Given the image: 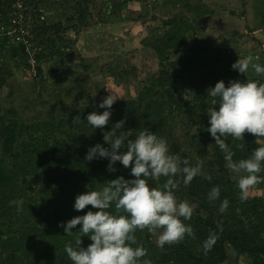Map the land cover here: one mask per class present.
Masks as SVG:
<instances>
[{
  "label": "trees",
  "instance_id": "obj_1",
  "mask_svg": "<svg viewBox=\"0 0 264 264\" xmlns=\"http://www.w3.org/2000/svg\"><path fill=\"white\" fill-rule=\"evenodd\" d=\"M91 1L94 0H78L75 3L76 14L67 20L68 26L78 33L87 24L86 12ZM30 2L36 5L37 10V0H26L27 6H30ZM15 4L16 0H0V34L3 36L2 27L8 26L12 16L17 12ZM82 4L86 7L85 10L81 9ZM26 15L28 17L30 15L33 21L34 14L30 9L26 11ZM35 18L38 22L35 21L33 26H29L33 35L32 42L39 47L35 56L37 60L35 75L31 73L29 54L24 49L21 54L28 64L30 76L38 81L42 78L40 63L49 57L47 51L61 55V51L56 48V42L54 40L46 42L43 37L49 38L51 32L58 34L62 25L42 22L41 13ZM179 21L182 19L175 17L165 22L164 26L170 30L157 39L155 47L162 58L161 70L143 83L136 99L114 103L110 110L112 115L109 124L104 128H92L88 124L86 117L90 113L95 111L102 114L106 109H98L95 103L97 96L95 97L93 93L90 95V91L86 93L83 91L84 87L89 88L90 80L81 79L80 72H76L79 77L75 78V82L79 84L77 86L80 94L87 97L85 105L82 106L83 112H73L69 118L63 117L55 121L41 118L24 121L16 111H9L8 114L11 115H2L0 112V218L12 222L9 225L12 227L19 223L26 226L27 229L22 231V235L31 238L30 245L22 249L20 255L0 261V264H41L40 260H45L50 254L62 257L59 264H73L65 252V245L71 242L75 246V239L81 235L78 232L81 226L78 225L72 230L75 233L73 236H67L64 228L59 225L66 224L76 216L85 215L87 211H97L88 206L85 210L77 212L74 209L75 198L88 190L102 188L107 181L124 177L127 169H131L125 168L118 161L113 165L116 171L109 172L108 159L97 158L91 162L85 160L88 146L105 143L104 135L112 131L113 126L121 120L125 123L121 129L116 130V134L120 135L123 132L125 144L127 139L135 140V136L142 129H148L169 140L176 133L175 128L180 125V128L185 130H194L192 138L198 140L196 141L198 148L202 147L204 150H207L206 147L211 148L210 167L218 176L212 180L195 177L188 185L189 196L198 204L199 214L189 223L197 240L194 242L186 236L182 242L174 244L172 250L176 247L177 256L171 258L179 264H240L228 263L229 251H234L238 257L251 260V264H264L262 237L264 220H260V223L252 222L250 225L243 220V216L249 218L245 206L251 207L249 212L261 218L260 209L264 210V199L256 197L240 201L234 193L229 194L228 191H233V182L227 177L225 154L215 145V140L208 132L210 128L208 109L211 107L208 89L214 88L221 80L227 87L231 81L238 80L244 83L251 79L245 73L241 74L238 70L232 69L235 63L233 58L221 52L212 54L208 49H205L208 54L205 57L198 55L197 60L199 65L202 66L203 61H206L210 67L206 71L195 69L192 66L195 55L182 52L184 48L189 47V37L182 31L183 26H186L185 21L183 20L182 25ZM193 50L197 51V48ZM179 54L180 59L171 60V55ZM2 71L10 72L1 67L0 73ZM58 71L71 77L75 74L72 67L66 69L60 66L55 69V72ZM121 75L123 78L127 76L126 73ZM115 77L118 78L120 75ZM5 83L6 79L0 78V89ZM37 87L34 88L35 91ZM185 87L193 96L191 101L185 99ZM44 92H39L34 103H40V100L44 102V99L38 100ZM53 93L62 102L64 94L55 90ZM102 95L107 96L103 93ZM103 99L98 101L99 104ZM216 110H219L218 105ZM256 140L257 137L249 133L244 134V140L227 137L226 143L235 153L233 160L249 158L252 152L261 146ZM238 144L243 147H236ZM103 147L110 150L108 143ZM37 175L43 176L44 181L37 190L36 197L29 196V178ZM215 186H219L221 190L219 199L209 201L208 193ZM21 199L23 204L18 210V205L14 201ZM224 199L229 201V206L221 213L219 209ZM203 212H206L207 216H202ZM213 232L218 236V240L212 250L205 254L203 242ZM142 234L143 231L137 230L136 238H142ZM91 243L88 237H82V247L87 248ZM168 248L169 245H165L162 250L151 244L148 252H156L155 259L150 257L152 264H166L169 260V257H166ZM147 256L142 259H147Z\"/></svg>",
  "mask_w": 264,
  "mask_h": 264
},
{
  "label": "rangeland",
  "instance_id": "obj_2",
  "mask_svg": "<svg viewBox=\"0 0 264 264\" xmlns=\"http://www.w3.org/2000/svg\"><path fill=\"white\" fill-rule=\"evenodd\" d=\"M77 1L37 0V10L36 5L31 2L28 6L34 14L30 26H33L35 21L38 22L35 16L40 13L42 22L62 25L58 34L51 32L49 38L43 37L46 42L54 40L61 55L47 51L49 57L40 63L42 78L38 81L30 76L28 64L21 54L22 47L13 43L11 38L0 34V68L10 71L0 73V78L6 79L4 87L0 89L2 115H11L8 114L9 111H16L24 121L39 120V118L55 121L63 117L69 118L73 112H83L82 106L85 105L87 97L79 92L77 86L79 84L75 82V78L79 77L76 72L81 73V79L90 80L89 88L84 87L83 91L85 93L90 91V95L93 93L95 97L97 96L95 103L98 109H102L99 107V102L105 98L102 93L109 95V90L115 91L121 97L117 101L136 99L143 83L155 76L162 68V58L155 46L158 37L170 30L169 27L164 26V23L175 17L182 19L181 22L179 21L180 25L185 21L186 26H183L182 31L189 37V47L184 48L182 52L195 55L192 66L198 71L201 69L206 71L210 67L206 61H203L202 66L198 64V55L205 57L208 54L205 49L212 51V54L221 52L233 58L235 62L239 58L251 55L254 62L264 66V0H94L89 3L86 12L87 24L79 33L70 28L67 21L76 14ZM247 1L249 4L245 7L246 5L242 3ZM81 9H86L84 4ZM194 48H197V51H194ZM170 58L172 61L178 60L181 54L171 55ZM60 66L66 69L72 67L75 74L71 77L64 72H55ZM85 66L89 67L85 68ZM121 73H126V78L121 77ZM245 74L251 80L264 82V74L257 75L252 69ZM115 75L120 77L117 78ZM98 76L101 78L97 79ZM36 86H38L37 91L34 90ZM54 90L64 94L62 102L56 95L54 96ZM40 91L45 92L38 100L44 99V102L40 100V103H34ZM184 95L186 101H191L193 96L187 87ZM177 128H175L176 133L169 140L166 139L171 153L187 158L192 166L203 160L204 174L197 178L212 180L217 177V172L210 167L211 148L206 147L207 150L198 148V140L192 138L194 130H185L180 128V125ZM259 139L264 140V137ZM105 143L99 144L103 146ZM260 145H264V141H261ZM93 146L95 145H89L88 149ZM120 151H126V147ZM242 175L245 173H234L228 169L227 177L233 182V191L228 192L230 195L234 193L238 199H240L238 180ZM259 175L264 176V171ZM124 177L134 179L130 168L127 169ZM175 179L181 181L176 193L177 197L196 205L191 219L184 221L189 224L199 214L198 204L189 196L188 185L184 186L182 183L183 177L177 176ZM165 180L166 178L162 177L159 181L150 180L149 183L152 187H159ZM43 181L41 175L30 177L28 195L36 197ZM256 197L264 199V183L251 189L246 200ZM244 209L247 210L249 218L243 216V220L248 225L264 220V210L260 209L262 213L260 218L249 212L251 207L245 206ZM201 215L207 216L206 212ZM10 223L12 222L0 218V261L20 255L22 249L31 243V238L22 235V231L27 229L26 226L16 223L17 226L12 227L9 226ZM160 231L162 230L150 233L145 229L143 237L137 238V245H142L147 252L151 244L159 248L157 240ZM262 237L264 238V234ZM189 238L194 242L197 240ZM172 248L173 245L169 246V251L166 252V257H169L166 264H179L171 258L177 256L176 247L173 250ZM148 253L150 255L148 254L147 259L151 256L155 259L156 252ZM229 256L228 263L251 264V260L238 257L234 251H229ZM61 258L50 254L45 260L40 261L41 264H59Z\"/></svg>",
  "mask_w": 264,
  "mask_h": 264
},
{
  "label": "clouds",
  "instance_id": "obj_3",
  "mask_svg": "<svg viewBox=\"0 0 264 264\" xmlns=\"http://www.w3.org/2000/svg\"><path fill=\"white\" fill-rule=\"evenodd\" d=\"M232 69L241 74L249 69L257 75L264 74V66L254 62L251 55L239 58ZM109 92L99 104L100 108L106 110L102 114L93 111L86 117L92 128L102 129L109 124L112 115L110 110L121 98L115 91ZM207 94L211 104L208 109V132L215 140V145L225 154L226 167L234 173H245L240 176L238 187L240 199L246 200L251 189L264 183V176L259 175L264 171V145L256 148L249 158L234 161L235 153L226 140L229 136L244 140V134L249 133L258 137L257 144L264 141L259 139L264 137V83L254 80L242 83L237 80L231 81L226 87L221 80L214 88L208 89ZM124 123V120L117 122L113 130L104 135L110 150L97 144L89 148L85 160L108 159L109 172L116 171L113 165L119 161L125 168L131 167L134 179L126 180L120 176L107 181L98 190H88L75 198L74 209L77 212L88 206L97 211H87L85 215L59 225L67 236H73L75 233L72 230L81 226L78 231L81 235L75 239V246L71 242L65 245V252L73 264H152L150 259H142L148 252L142 245H137V230L146 229L150 233L162 230L157 240L162 250L165 245L179 244L186 236L195 238L193 227L184 221L191 219L196 205L177 197L181 181L175 178L182 176L183 185H189L195 177L204 174L203 160L192 166L187 158L171 153L166 139L148 129L140 130L135 140L127 139L125 144L123 132L116 134V130L121 129ZM125 147L126 151L121 152ZM236 147L242 148L243 145L238 144ZM162 177L166 180L161 186L150 185V180L159 181ZM220 191L219 186L213 187L208 193V200L219 199ZM14 203L20 210L23 200ZM228 206L229 201L224 199L219 211L225 212ZM82 237L92 241L87 248L82 247ZM217 240L216 233L209 234L203 242L205 254L212 250Z\"/></svg>",
  "mask_w": 264,
  "mask_h": 264
},
{
  "label": "built area",
  "instance_id": "obj_4",
  "mask_svg": "<svg viewBox=\"0 0 264 264\" xmlns=\"http://www.w3.org/2000/svg\"><path fill=\"white\" fill-rule=\"evenodd\" d=\"M15 8L17 10L16 14L12 16L8 26L2 27V32L4 36L11 38L13 43L22 47V50L24 49L26 53L29 54L31 73L35 75V68L37 65L35 56L39 51V47L35 46L32 42L33 35L29 30L32 18L30 15L29 17L26 15V11L28 10L26 0H16Z\"/></svg>",
  "mask_w": 264,
  "mask_h": 264
},
{
  "label": "crops",
  "instance_id": "obj_5",
  "mask_svg": "<svg viewBox=\"0 0 264 264\" xmlns=\"http://www.w3.org/2000/svg\"><path fill=\"white\" fill-rule=\"evenodd\" d=\"M241 2H242V1H241ZM244 2H245V1H244ZM242 4H243V5H246L245 7H247L249 3H248V1H247V3H242ZM242 4H241V5H242Z\"/></svg>",
  "mask_w": 264,
  "mask_h": 264
}]
</instances>
